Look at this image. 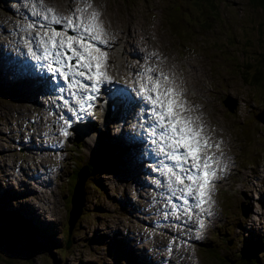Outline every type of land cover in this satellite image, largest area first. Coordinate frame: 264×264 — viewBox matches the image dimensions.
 I'll list each match as a JSON object with an SVG mask.
<instances>
[{
    "label": "rangeland",
    "instance_id": "374dc122",
    "mask_svg": "<svg viewBox=\"0 0 264 264\" xmlns=\"http://www.w3.org/2000/svg\"><path fill=\"white\" fill-rule=\"evenodd\" d=\"M31 1L35 2V0ZM49 1L53 2L57 9L38 3L42 7L40 14L45 16L49 14L47 10L52 9L63 18L71 17L66 11L74 10L84 2V0ZM85 1L88 4L84 12L85 16L92 11H100L104 22L101 27L108 32L119 31V35L128 34L126 39L121 38L120 45L115 47L119 52H114L115 55L112 56L118 61L119 67H127L132 60L141 59L140 57L150 58L146 60L147 64L144 65L143 70L148 81L147 65L153 62L151 61L153 55L160 57V62L154 61V70L163 63L164 72L174 71L178 88L190 97L192 119L193 116H198V110L201 109L199 113L203 115V130L207 129L206 133L203 132V138L208 142L221 139L223 150L219 152L226 157L228 170L223 179L225 181L218 182L211 189L212 200L218 209L212 228L204 238H210L212 231L225 232L222 226L234 224L237 219L239 226L233 228L230 234L221 235L223 243L225 239L230 240L229 245L221 243V252L218 256L223 255L224 259L233 258L242 246V240L250 235L259 236L264 240V125L261 129L257 122L252 123L249 134L248 154L258 153L262 156L261 161L246 163L247 165L240 163L245 121L248 120V115H254L258 111L264 113V99L258 96L257 90L247 88L241 80V76L245 74L237 72L240 65L244 68L245 65L258 64H262L264 72V3L261 6L254 0H216L214 12L216 15L213 11L207 13V16L204 15L203 25H198L196 23L198 21H191L188 26L193 37L191 36L189 41L183 44L165 27L163 13L165 0ZM172 1L173 6L176 4L195 8L192 0ZM19 2L23 5L21 0ZM211 2L213 3V0ZM2 3L4 0H0V24L3 23L1 18L4 17V12L6 13V6ZM35 5L32 8L34 11ZM207 5L205 8H208ZM200 6L203 7V2ZM16 20L17 17L12 20L13 22H7V26H24L27 29L26 20L20 21L23 24L15 23ZM133 35L144 39L146 44L149 37L153 38L154 51H151L153 48L151 46L141 47L139 45L141 41L134 42L136 39L132 37ZM19 43L17 36H9L6 28L1 29L0 59L7 52L12 53L16 49H22L21 46H17ZM185 44L187 47L183 46ZM133 46L138 49L136 52L133 51ZM140 51L142 54L139 53ZM124 71L126 73V68ZM0 76L7 82L1 65ZM6 90L1 84L0 96L8 92L9 99L0 97V186L9 188V193L0 192V195L4 193V200L0 201V236L3 238L14 236L15 244L8 252V243L1 240L0 264H157V261L164 257L163 248L170 241L171 234L168 235L169 230H164L160 234H158L160 231L152 230L151 239L143 241L148 237L149 228L141 222L142 211L148 198L145 192H150L151 189L139 182L137 173L140 167L129 166V163L135 162L128 155H124L122 164L126 166L133 182L129 181L131 177L125 168L122 169L124 176L122 179L115 173L100 174L103 190L96 181L90 179L92 184L98 187L96 188L101 197L92 191L91 185L82 186L84 191L82 194L81 184L86 171L81 168L73 191L75 216L73 215L69 220L70 210L64 207L68 174L76 166L74 161L84 159L96 147L99 133L93 132L81 139L79 147H72L77 150V154L72 151L67 153L61 175L45 191L50 182L46 180L40 189L41 192L45 191L44 193L33 191L35 183L24 173L19 175V171L15 172V169L26 166V161L22 163L19 161L25 159L27 155L19 156L18 151L10 148L11 144L8 145L7 141L14 140L15 136L11 138L3 132L11 133L17 129L14 128L17 120L27 119L37 123L39 117L30 118L32 110L26 107L23 99L17 93L13 94ZM18 93L25 97L26 101L31 96L28 90ZM34 104H36L35 108H38L37 103ZM263 117L261 116V119ZM257 119L261 121L258 116ZM18 133L21 135L22 131L19 130ZM135 146L138 145L134 144L132 148ZM27 152L32 154V158L34 157L32 151ZM231 153L235 163L229 155ZM213 154L215 152L211 151L203 157ZM8 170L10 174L6 173ZM126 181L128 186L124 185ZM24 186L29 189L28 192ZM81 195L85 199L82 200L83 207L79 210ZM151 195H154L153 191ZM242 205L246 211L244 217L239 213V207ZM40 206L47 207L50 213H39ZM15 207H22L32 220L33 217H37L34 221L44 229H38L37 233L31 232V227L22 220ZM30 209L35 211L33 217ZM13 224H18V230ZM131 235L135 236L133 241V238L128 237ZM215 237L213 238L217 240L218 236ZM123 238L128 242H124ZM66 242L69 244L64 247ZM138 250L143 251L138 254ZM124 251H128L129 254ZM179 251L182 252V250H174L173 264L179 261ZM191 252L192 248L189 247L184 254L193 256ZM196 255L199 264H213V262H203L197 251ZM259 258L264 264V249L259 254ZM180 263L187 264V257Z\"/></svg>",
    "mask_w": 264,
    "mask_h": 264
},
{
    "label": "snow or ice",
    "instance_id": "6c2138e0",
    "mask_svg": "<svg viewBox=\"0 0 264 264\" xmlns=\"http://www.w3.org/2000/svg\"><path fill=\"white\" fill-rule=\"evenodd\" d=\"M47 11L52 13L50 23H63V18L56 16L52 9ZM97 16L98 13L93 12L89 23L86 24H74L73 18L69 17L64 25V31L52 30L50 34L45 32L44 37H41L40 40L43 45V55L37 57V59L49 61L48 69L59 73L65 80L70 76L92 80L91 92L93 93L98 91L100 78L107 79L106 73L102 71L106 61L105 53L95 46L85 43L83 36L79 38L67 36L66 32L67 29L76 31L82 28L83 32L91 34V39L106 43L101 39L102 27L95 22ZM44 19L48 20L49 18L45 15ZM73 60L76 61L75 64L70 63ZM54 64L57 67H54ZM65 68L67 71L64 70ZM93 68H95L94 72ZM81 69H86L87 72L81 71ZM75 85H79L81 88L88 87L81 84L79 80L70 84V86ZM141 90L145 93V101L150 105V108L146 110L150 112L148 120L152 121V135L157 137V140L164 142L160 151L165 152L167 149L166 158L176 165L177 171L173 172L172 169H168L175 177L174 184L184 185L179 191L185 196L192 197L194 201L191 205L192 208L200 207L206 202L207 188L215 176V170L211 167L215 162L213 158L200 155L211 145L208 144L206 138L202 137V130L193 127L192 121L181 115L184 111L183 104L178 100L179 93H176L173 88H163L161 82L157 80L151 87L142 85ZM153 93L154 95H152ZM93 98L87 96L84 99ZM89 107L91 106L89 105ZM83 110L84 105L82 104L81 111ZM64 134L67 135L66 132ZM217 147L219 146L217 145ZM186 181L191 183H186ZM185 203H187L186 199Z\"/></svg>",
    "mask_w": 264,
    "mask_h": 264
},
{
    "label": "trees",
    "instance_id": "16d2710c",
    "mask_svg": "<svg viewBox=\"0 0 264 264\" xmlns=\"http://www.w3.org/2000/svg\"><path fill=\"white\" fill-rule=\"evenodd\" d=\"M201 2H203V7L200 6ZM254 2L258 3L261 6L264 3L263 0H254ZM192 5L195 8L183 7L181 5H176V4L173 6L172 0H165V7L163 9V13L165 14V22H164L165 27L173 36H175L177 40L183 42V44L184 42H188L191 36L193 37L190 31L191 29L188 26L189 23L191 21H198L196 22L198 25H203L202 23L203 16L204 15L207 16V13H212V11L214 13L216 10V0H213V3L211 2V0H192ZM205 5H207L208 8H205ZM183 46L187 47L186 44ZM261 65L260 64L256 66L245 65L244 68H241L242 65H240L239 68L237 69V72L243 73V75L245 74L244 75L245 77L241 76V80L244 82L246 87L251 88V90H257L258 96L264 99V72L262 71ZM252 123H255V121L252 120L251 118H248V120L245 121L244 129L242 130L243 132L242 137L248 143H249V134ZM78 156L83 157L84 155L83 156L78 155ZM74 164L76 165L75 168L68 174L67 177V188H66L67 192H66V196L64 197V207L66 209L69 208L70 210L69 220H71L74 215V212L71 214V209H72V201L74 194L73 191L75 184L77 182V174L79 170L82 168L87 173L86 178L82 182L83 185L81 184V189L82 186L91 185L92 191L93 192L95 191L97 194H99V197H101V194L97 190L98 187L96 185H93L90 179L96 181L99 184L100 189L103 190L99 175L113 172L111 161L109 158V151L101 147L92 150L91 153L84 159L79 161H74ZM81 192L83 194L84 192L83 189ZM84 199L85 197L81 195V203L79 205V210H81L83 207L82 200ZM6 218L10 219L8 217ZM23 221L29 225V223L24 219ZM13 225L14 228L18 230V224H13ZM30 227H31L30 228L31 232L35 233L36 231H38L36 229H33L32 228L33 226ZM2 237L3 236H1V238ZM214 241H215L214 238L203 241L205 247L203 248L201 256L205 262L208 263L213 262V264H263L261 263L259 254L264 249V240L259 236L250 235L244 240H242V246L239 248L238 253L233 258L230 259L227 258L224 259L223 255L218 257L216 256V253H214V251L209 249V246H211L210 242H214ZM217 246L219 245H213L212 248L215 249Z\"/></svg>",
    "mask_w": 264,
    "mask_h": 264
},
{
    "label": "bare ground",
    "instance_id": "6f19581e",
    "mask_svg": "<svg viewBox=\"0 0 264 264\" xmlns=\"http://www.w3.org/2000/svg\"><path fill=\"white\" fill-rule=\"evenodd\" d=\"M21 2H23V0H21ZM28 2H29V4H26V10H28V12L29 11H31L32 10V8H33V5H35L36 3H34V2H32L31 0H28ZM69 5V4H68ZM68 9V8H67ZM70 9V8H69ZM42 11V7L40 6V5H38V3H37V5H35V11H34V16L37 18V17H43L41 14H40V12ZM20 16L19 17H17L18 18V20H16L15 21V23H18V24H23V23H21L20 21H23V20H25V17H26V15L24 14L23 15V12H22V15H21V10H20ZM5 12H4V16H5ZM27 14V13H26ZM13 22V21H12ZM6 26H7V24H5ZM21 27H23L24 29H26V27H24V26H20V27H18V28H21ZM111 27V26H110ZM3 28H6V27H0V38H1V29H3ZM16 28V27H15ZM128 35V34H127ZM127 35H124V34H121L119 37H118V44L120 43V41H121V38H125L126 39V36ZM14 36H17V35H14ZM147 42H148V44H146V42H143V43H139V45H141V47H143V46H151V47H155V42H154V39L153 38H151V37H149L148 39H147ZM18 47H20L21 46V48H22V45H21V43H19L18 45H17ZM135 46H133V51H135L136 52V50H138V49H136V48H134ZM154 47L152 48V50L151 51H154ZM10 52V51H9ZM20 52H22V49H16V51H14V52H10V53H5L3 56H1L2 58H5V59H10V60H14V59H17L20 55H19V53ZM139 53H141V51L139 52ZM138 52H137V54H139ZM142 54V53H141ZM140 54V55H141ZM142 56V55H141ZM141 59H142V57H140ZM141 59H139V60H141ZM126 61V60H125ZM128 62H130V61H128ZM0 65H1V68L3 69V75H5V79L7 80V82H9L10 81V79H9V74H8V71H7V69H5V68H3V66H2V59H0ZM147 67H148V70L150 71V72H153L152 73V75H151V80L148 82V84H147V86L148 87H151L152 86V84L155 82V81H157V80H159L160 82H161V85H162V87L163 88H168V87H171V88H173L174 89V91L177 93L179 90H180V88H178V85L179 84H177L176 82H175V78H176V74L174 73V71H172V70H170L169 72H164V69H163V67H165V65L163 64V63H161V64H159L158 65V69H156V70H154V68H155V65L153 66L151 63H149L148 65H147ZM154 70V71H153ZM133 76V71L132 70H129V71H127V73L125 74V78H130V77H132ZM166 78V79H165ZM4 89V88H3ZM15 91H17V92H22L21 90L19 91V90H16V88L14 89ZM26 90V89H25ZM138 90L140 91L141 90V86H139L138 87ZM198 91H200V90H198ZM6 92H7V90H6ZM7 94H8V92H7ZM7 94H4V95H2V96H0V97H3L4 99H9L8 98V95ZM29 94V93H28ZM152 95H154V93L152 94ZM29 97H31V96H29ZM25 98V97H24ZM26 99V98H25ZM29 99V98H28ZM232 104V103H231ZM201 109H199L198 110V116H197V128H199V129H201L202 131H201V135H202V137H203V121H202V119H203V115H202V113L200 112L199 113V111H200ZM113 112H114V114H118V115H120V116H122L123 115V112H122V110H121V107H120V105H116L115 107H114V109H113ZM125 114V118H127L128 116H129V112H126V113H124ZM260 114V115H259ZM257 116L259 117V119L261 120V121H259L258 119H257ZM261 116H264V113L262 112H257V113H255L254 115H248L247 116V118H251L252 120H254L255 122H257V125H259L260 127H261V129H262V127H263V125H264V123H263V121H264V117H263V119H261ZM38 118V117H37ZM120 121H121V119H118L116 122H114V124L112 125V126H117V128L119 127V129H118V131L116 132L117 133V137H119L120 135H121V133H122V131H123V128H124V123H123V125H121L120 126ZM23 122L24 121H20V126L23 124ZM29 123H31L32 125H34L36 122H32L31 120H29L28 121ZM124 122H125V120H124ZM85 129V130H84ZM56 129L55 128H50V132H54ZM88 130L90 131L91 130V124H87L82 130H81V133H83V134H85V133H87L88 132ZM19 132V131H18ZM207 132V129H206V131L204 132V133H206ZM4 133V135H9L11 138H13V136H15L16 137V133H15V129H14V131L13 132H11V133H9V132H7V131H4L3 132ZM12 141H13V139H12ZM12 141H7V144L9 145V144H11L12 143ZM213 142H214V144H215V154H213V157L214 158H219L220 156H224L221 152H219L220 150L222 151L223 150V147L221 146V144H222V142H221V139H216V140H213ZM134 145V144H133ZM136 145H138V144H136ZM217 145L219 146V147H217ZM249 146H250V144L248 143V142H246L245 140H244V138L242 137V140H241V156H240V158H241V161H240V163L242 164V165H247L246 163H251V162H253V163H255V162H257V161H261V158H262V156H260L258 153H255V154H253V155H251V154H248V151H249ZM138 148V146H135L134 148H132V151H136V149ZM211 151H205V152H201V156L203 157L204 155H206V154H208V153H210ZM22 155H27V157L25 158V159H22V161H25L27 158H31V159H33L32 158V154L30 153V152H23V153H20L19 154V156H22ZM230 155V157H231V159H232V162L233 163H235V161H234V157H233V154L231 153V154H229ZM225 159H226V157H225ZM133 161L135 162V163H129V166H131V167H136V165L137 166H139V164L133 159ZM122 166H121V170L123 169V168H125V170L127 171V173H128V175H129V171L127 170V168H126V166L124 165V164H121ZM11 166V165H10ZM249 166H252V164H249ZM10 168V167H9ZM212 168L215 170V176L211 179V181H210V184H209V186H208V188H207V194L206 195H208V194H210V192H211V189L218 183V182H220V181H222V182H224L225 180H223L224 179V177H225V174H226V171L228 170V163L226 162V163H224V164H218V165H216V166H212ZM122 172H123V170H122ZM6 173L7 174H10V171L8 170V171H6ZM87 176V173L85 174V177ZM130 176V175H129ZM84 177V178H85ZM131 177V176H130ZM84 178H83V180H84ZM77 179H78V175H77ZM33 180H36L35 178L33 179ZM130 182H133V179H132V177H131V179L129 180ZM83 182V181H82ZM160 182H161V185L160 186H162L163 188L166 186V182H165V180L164 179H162V180H160ZM124 185L125 186H128V182L126 181L125 183H124ZM138 186V185H137ZM159 186V187H160ZM133 187V186H132ZM140 187V186H139ZM44 192V191H43ZM39 193H42L41 191H40V189H39ZM127 193V192H126ZM126 193H123V195H126ZM217 193H218V191H217ZM126 206V205H125ZM75 207V206H74ZM252 208H251V212H252ZM30 212H31V214L33 215V214H35V211L33 210V209H30ZM42 212H44V213H50V211L47 209V207H42V206H40V212L39 213H42ZM74 212V210H73V201H72V209H71V214ZM83 212V211H82ZM239 213H240V215L242 216V217H244V215H245V213H246V211H245V207H244V205H242L241 207H239ZM34 216V215H33ZM75 216V215H74ZM236 220V222H233L234 224H229L228 226H222V228H223V230L225 231V232H223V233H215L214 231H212V233H211V236H213V235H217L218 236V239L217 240H215L214 242H210L211 243V246H209V249H211L212 251H214V253H216V256H218L219 255V253L221 252V243H223L222 242V240H221V235H227V234H230L231 232H232V230H233V228H235V227H238L239 226V223H238V221H237V219H235ZM196 226H197V221L195 220V219H192V223H191V228H192V230L193 231H195V229H196ZM7 227V226H6ZM212 228V226H207L206 225V227L204 228V233H205V235H208V233H209V230ZM164 230H161L158 234H160L161 232H163ZM153 235V234H152ZM157 238V237H156ZM229 239H225V242L223 243L224 245L225 244H227V245H229ZM128 242V241H127ZM213 245H219V246H217L215 249H213L212 248V246ZM190 246H191V248H192V250H194V251H197V252H201L202 253V251H203V248L205 247V244H203V241H201V240H197L196 238L195 239H193L192 241H191V244H190ZM143 250H138L137 252H138V254H140L141 252H142ZM127 253V252H126ZM127 254H129V253H127ZM138 257V256H137ZM219 257V256H218Z\"/></svg>",
    "mask_w": 264,
    "mask_h": 264
},
{
    "label": "water",
    "instance_id": "95a60500",
    "mask_svg": "<svg viewBox=\"0 0 264 264\" xmlns=\"http://www.w3.org/2000/svg\"><path fill=\"white\" fill-rule=\"evenodd\" d=\"M263 123H264V121H263ZM7 230H9V228H7ZM3 239V241H5V242H7L8 243V248H7V251L9 252V251H11L12 249H13V247H14V240H15V237L14 236H10V237H8V238H1V236H0V244H1V240ZM12 239V240H11ZM68 241V240H67ZM68 242H66L65 243V245H64V247H67L68 246Z\"/></svg>",
    "mask_w": 264,
    "mask_h": 264
}]
</instances>
